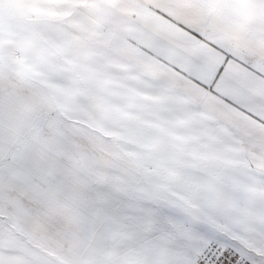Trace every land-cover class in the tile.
<instances>
[{"label": "snow or ice", "instance_id": "6c2138e0", "mask_svg": "<svg viewBox=\"0 0 264 264\" xmlns=\"http://www.w3.org/2000/svg\"><path fill=\"white\" fill-rule=\"evenodd\" d=\"M0 264H264V0H0Z\"/></svg>", "mask_w": 264, "mask_h": 264}]
</instances>
